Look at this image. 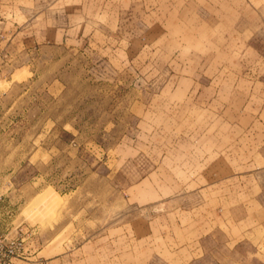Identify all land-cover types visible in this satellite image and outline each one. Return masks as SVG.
<instances>
[{
  "label": "rangeland",
  "instance_id": "1",
  "mask_svg": "<svg viewBox=\"0 0 264 264\" xmlns=\"http://www.w3.org/2000/svg\"><path fill=\"white\" fill-rule=\"evenodd\" d=\"M260 62L264 0H0L4 264H185L195 191L235 184L206 95L264 106Z\"/></svg>",
  "mask_w": 264,
  "mask_h": 264
},
{
  "label": "crops",
  "instance_id": "2",
  "mask_svg": "<svg viewBox=\"0 0 264 264\" xmlns=\"http://www.w3.org/2000/svg\"><path fill=\"white\" fill-rule=\"evenodd\" d=\"M259 65L264 68V62ZM234 66L239 69V79L247 78L242 63L237 61ZM225 67V63L218 65L219 74L214 76L218 83L225 76L220 74ZM249 80L257 82L255 77ZM258 83L264 86L263 79ZM240 94L243 101L236 106L225 102L217 89L206 95L207 111L213 109L212 119H217L211 129L207 122L201 130H211L212 138L207 144L212 152L216 151L210 161L217 166L209 177L223 179V183L228 177L235 184L225 189L219 181L195 191L201 198L185 209L187 216H193L185 223L186 227L199 228V232L184 243L185 264H264V106H256L254 101L259 94L250 86L242 87ZM225 132H233L227 144L223 143ZM205 141L202 138L200 143L204 145ZM191 143L197 145L198 140L192 139ZM226 146L230 150L225 151ZM226 162L237 170L225 174L219 164ZM166 253L162 257L155 252L153 256L161 260L160 264H176L177 253L171 249Z\"/></svg>",
  "mask_w": 264,
  "mask_h": 264
},
{
  "label": "built area",
  "instance_id": "3",
  "mask_svg": "<svg viewBox=\"0 0 264 264\" xmlns=\"http://www.w3.org/2000/svg\"><path fill=\"white\" fill-rule=\"evenodd\" d=\"M12 242L4 236H0V264H4L5 260L13 253Z\"/></svg>",
  "mask_w": 264,
  "mask_h": 264
}]
</instances>
